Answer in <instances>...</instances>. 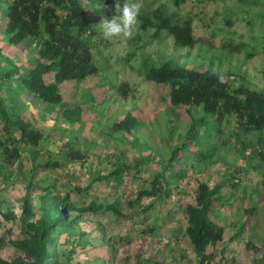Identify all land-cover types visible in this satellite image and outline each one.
Here are the masks:
<instances>
[{"label":"rangeland","instance_id":"1","mask_svg":"<svg viewBox=\"0 0 264 264\" xmlns=\"http://www.w3.org/2000/svg\"><path fill=\"white\" fill-rule=\"evenodd\" d=\"M82 1L89 9V18L97 31L92 52L100 73L84 82L62 84L64 107L43 105L22 90L16 96L10 95L8 100L12 101L7 102V109L14 114L15 120L26 121L30 130L42 131L44 140L40 145L42 155L36 158L35 164L32 159L36 149L23 145L22 153L27 151L26 155L16 160L13 167H0V215L10 211L20 218L32 167L49 159L59 161V169L48 171L40 167L34 182L42 187L64 183L65 191L72 189L71 183L74 186L79 183L82 187L88 185L93 179L92 176L87 178L88 173L98 174L105 169L110 172L123 161L133 165L136 161L141 163L138 170L131 172L137 176L128 175L117 190L112 189L113 182L97 184V196L106 202H115L125 216L131 215L128 202L136 199L138 188L142 186L141 179L151 180L160 173L174 147L191 131L190 116L185 107L172 106L170 90L146 81L143 72L147 68V59L157 65L173 60L184 68L219 72L234 87L243 84L264 92V0H140L139 15H149L163 7L176 13L181 20H191L198 39V45L193 49L175 48L172 37L165 32L153 38L155 31L143 30L138 18L130 38H104L98 25L102 18L111 19L116 15L117 0ZM123 2L128 0H120L121 6ZM1 3L2 0L0 7ZM1 11L0 74H6L11 68L9 61L20 67L35 64L38 48L31 41L20 46L9 44L4 35L5 20ZM212 33L215 34L213 37ZM229 37L246 43L248 50L242 54L222 50ZM247 52L253 56L248 58ZM47 80L51 82L53 75L47 76ZM123 84H128L133 93L121 95L119 89ZM12 86L16 88L17 83L13 81ZM78 105L84 110L83 121L72 124L62 117L64 109ZM128 112L138 117V129L124 138L122 134L111 133L110 126L121 121ZM194 112L200 113L197 109ZM2 129L3 125L1 132ZM238 132L235 118L231 117L224 124L222 134L217 133L214 138L209 139L205 137L208 136L204 134L206 132H200V144L193 145L196 154L183 153L189 171L183 172L184 178L171 183L173 196L157 203L158 215L156 212L149 220V224L157 225L160 230L156 235L143 236V214H135L132 223L125 220L118 223L113 212L103 211L102 216L96 217L104 223L111 219L112 222L108 226L100 224V228L88 236L89 240L94 245H102V228H107L106 238L112 235L121 240L117 258L110 257V264H137V257L141 261L150 259L149 264H197L185 233L184 211L188 204L195 203V189L199 184L207 183L210 188L219 187L211 218L225 229L224 240L208 249V254L213 256L212 264H259L264 257V158L253 153L249 156L251 146L258 149V136H247L245 139L250 140V147H247L243 137L237 138ZM14 133L13 137L19 139L20 132ZM66 144L83 148L88 156L82 180L68 181L71 170L77 169L78 163L61 158L63 153L59 150ZM214 148L217 155L211 159L205 160L199 155V152L204 154ZM41 192L38 189L33 196L34 207L39 204ZM4 224L6 227L1 232L8 229L11 232L0 233L4 236L0 258L10 261L18 254L8 240L19 239L21 227L17 219ZM241 229L243 231L239 232Z\"/></svg>","mask_w":264,"mask_h":264},{"label":"trees","instance_id":"2","mask_svg":"<svg viewBox=\"0 0 264 264\" xmlns=\"http://www.w3.org/2000/svg\"><path fill=\"white\" fill-rule=\"evenodd\" d=\"M2 1L0 9L3 10L1 17L5 20L4 35L7 42L20 46L31 41L38 48L35 64L32 62L29 67H20L9 61L10 70L0 74V128L3 125L0 131V167L5 169L7 166L13 167L14 162L27 153H22L23 145L36 149L34 159L31 158L35 164L36 158L42 155L43 148L40 145L44 140L42 131L30 130L26 121L15 120L14 114L7 109V102L12 101L8 100L11 99L10 95L16 96L22 90L43 105L64 107L60 86L66 82H84L98 75L100 69L95 64L92 52L95 46L92 41L97 31L89 18V9L82 0ZM139 19L143 30L156 31L153 38L162 32L171 36L175 48L193 49L198 45L192 21L179 19L169 9L160 7L149 15H139ZM214 35L212 33V37ZM222 50L242 54L248 50V46L230 38L224 42ZM247 56L249 58L253 55L247 52ZM145 63L147 68L145 66L143 73L146 81L168 88L173 107H185L191 120L188 136L174 147L160 173L155 174L151 180L141 179L142 186L138 188L136 199L128 202L129 217L120 212L115 202H106L97 196V184L113 182L116 187L112 189L117 190L128 175L137 176L131 172L138 170L141 163L136 161L135 166L123 161L110 172L105 169L98 174L88 173L87 178L93 177L88 185L82 187L79 183L75 186L71 183L72 189L69 191L64 190V183L60 186L50 183L42 187L40 183L34 182L40 167L48 171L58 170L59 161L49 159L33 166L32 178L25 186L20 218L10 211L0 215L1 235L11 232L9 229L1 232L6 227L4 222L7 224L17 219L21 227L20 238L8 240L18 255L10 261L0 258V264H110V257L117 258L121 240H116L112 235L106 238L107 228L101 229L102 245H94L88 238L95 232L94 229L100 228V224H111L112 219L105 223L99 220L103 211L113 212L118 223L120 220L132 223L135 214H143V236L156 235L160 230L157 225L149 224V220L156 212L158 215L157 203L173 196L171 183L184 178L183 172L189 171L183 153L196 154L193 145L200 144V132H206L204 134L208 136L205 137L209 139L214 138L217 133L222 134L224 124L231 117L235 118L239 130L237 138L241 140L243 137L247 147H250V140L245 138L258 136L259 150L251 146L249 156L253 153L264 158V92L252 90L243 84L234 87L219 72L184 68L176 65L173 60L157 65L155 61L153 64V60L147 59ZM49 75H53L51 82L47 80ZM13 81L17 83L16 88L12 86ZM119 90L123 96L127 92L133 93L128 84H123ZM196 109L200 111L199 115L194 112ZM83 113V107L78 105L64 109L61 115L68 122L76 124L83 121ZM139 126L138 117L128 112L109 130L111 133L122 134L124 138L133 135ZM16 131L21 134L19 139L13 137ZM59 151L63 153H59L61 158L78 163L77 169L71 170L68 181L77 178L82 180L84 162L88 160L85 150L66 144ZM199 155L206 160L215 157L217 152L214 148L204 154L199 152ZM218 188H210L207 183L199 184L195 189V203L188 204L184 211L187 222L185 233L193 247L197 264H212L213 256L208 254V249L217 246L225 237V229L211 218ZM38 189L43 192L39 194L38 206L34 207L33 196ZM1 235L0 244L4 241ZM137 260V264L151 262L150 259L141 261L139 257ZM259 264H264V257Z\"/></svg>","mask_w":264,"mask_h":264},{"label":"clouds","instance_id":"3","mask_svg":"<svg viewBox=\"0 0 264 264\" xmlns=\"http://www.w3.org/2000/svg\"><path fill=\"white\" fill-rule=\"evenodd\" d=\"M141 8L142 3L140 0H128V2H123L122 6L120 0H117L116 15L111 19L102 18L101 23L98 25L100 35L108 39L130 38L135 29L137 18L139 19Z\"/></svg>","mask_w":264,"mask_h":264}]
</instances>
